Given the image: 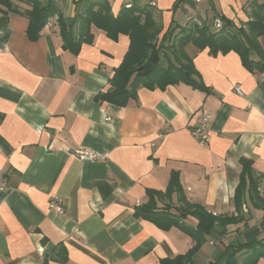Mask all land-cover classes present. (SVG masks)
<instances>
[{"label":"crops","instance_id":"1","mask_svg":"<svg viewBox=\"0 0 264 264\" xmlns=\"http://www.w3.org/2000/svg\"><path fill=\"white\" fill-rule=\"evenodd\" d=\"M77 1L56 0L69 23ZM105 1L114 16L125 4L151 7L160 37L172 22L183 30L224 16L240 26L264 6V0ZM13 3L19 12L31 10ZM28 27L26 16L0 5V177L6 184L0 189V264H161L186 254L193 246L189 235L135 215L148 203V190L166 192L173 172L190 203L236 217L246 159L262 178L264 198V73L248 71L236 52L213 56L189 45L195 80L205 91L183 82L141 87L137 101L119 108L97 97L111 89L130 47L127 35L114 41L92 26L93 42L75 55L64 49L58 28L44 27L33 42ZM258 43L264 52V35ZM205 112L212 116L210 143L202 146L192 130ZM53 199L62 200L64 214L50 208ZM167 204L157 201L159 208ZM172 205L178 206L176 195ZM240 218L224 236L216 227L193 264H227L228 246L264 240L263 211L248 200ZM185 223L196 227L198 221ZM237 258L241 264L243 256Z\"/></svg>","mask_w":264,"mask_h":264},{"label":"trees","instance_id":"2","mask_svg":"<svg viewBox=\"0 0 264 264\" xmlns=\"http://www.w3.org/2000/svg\"><path fill=\"white\" fill-rule=\"evenodd\" d=\"M13 1L0 0V5L28 18L27 35L33 42L40 38L48 18L53 15L59 17L58 26L64 49L75 55L79 54L84 43L93 42L92 26L105 31L114 41H117L120 35L130 38L129 50L119 68L114 71L111 89L97 97L98 101L115 107L124 108L131 101H137L141 87L150 90L165 89L183 82L205 91L206 88L195 80L199 75L194 68L193 59L186 52L189 45L200 51L209 49L213 56L236 52L248 71L264 73V52L258 43V38L264 35V6L256 7L253 20L240 26L234 25L224 16H218L215 20L220 19L223 23L218 32H211L207 24L200 26L193 23L191 27L184 28L176 35L175 30L172 31L170 27L163 37H160L162 26L154 19L149 6L124 8L118 16H114L105 0H79L76 4L78 14L73 23H69L62 15L56 0H17L31 6V10L25 12H19ZM149 64H152L154 69L144 76L143 71ZM241 165L240 183L234 196L238 214L236 217L214 216L204 207L190 203L181 187L179 175L175 172L172 173L166 192L147 191L149 201L136 208V217L153 221L164 230L176 227L189 235L193 241L192 248L186 254L163 259L161 264H193L195 255L216 227L222 229L219 233L224 236L228 225L241 221V211L248 200L252 208L264 212V198L260 194L262 178L254 172L251 161L242 159ZM174 195L177 197V207L172 205ZM166 199L169 204L159 208L157 201ZM188 217L198 221L196 227L185 223ZM230 247L232 254L229 255L227 264H240L237 258L239 254L243 256L241 264H258L260 259H264V240L239 242L237 245L228 246ZM43 264H48L47 260Z\"/></svg>","mask_w":264,"mask_h":264},{"label":"built area","instance_id":"3","mask_svg":"<svg viewBox=\"0 0 264 264\" xmlns=\"http://www.w3.org/2000/svg\"><path fill=\"white\" fill-rule=\"evenodd\" d=\"M152 6L154 7L155 3H152ZM124 8L129 9L130 5L125 4ZM58 20H59L58 15H53V16L49 17L45 27L49 28V27L54 26V27L59 29ZM222 26H223V23L220 19H216L214 21V27L217 30H221ZM235 90L238 94H240V95L242 94L241 88L239 86H236ZM211 120H212V116L210 114H208L206 112L203 113L202 114V121H201L200 125L192 130L193 137L202 146H207L210 143V122H211ZM78 154L80 156H83V157L88 156L92 160L98 159L99 157H102V158L106 157V156H100L97 154L94 155V154H89V153H84V152H78ZM5 185L6 184L3 180V178L0 177V189L4 188ZM50 208L58 214H64V211H65L64 210V204H63L62 200L53 199L51 201Z\"/></svg>","mask_w":264,"mask_h":264},{"label":"rangeland","instance_id":"4","mask_svg":"<svg viewBox=\"0 0 264 264\" xmlns=\"http://www.w3.org/2000/svg\"><path fill=\"white\" fill-rule=\"evenodd\" d=\"M172 23H173L172 31L175 30V31H177L175 33H178L179 29L181 30L182 28L178 27L175 22H172ZM206 23H207V25L210 26L211 32H213V33L218 32V30L213 26V22L210 19ZM199 25L201 26L202 24H199ZM166 67H167V65H166Z\"/></svg>","mask_w":264,"mask_h":264},{"label":"water","instance_id":"5","mask_svg":"<svg viewBox=\"0 0 264 264\" xmlns=\"http://www.w3.org/2000/svg\"><path fill=\"white\" fill-rule=\"evenodd\" d=\"M154 69V66L152 64H149L143 71V75L146 76L149 73H151Z\"/></svg>","mask_w":264,"mask_h":264}]
</instances>
